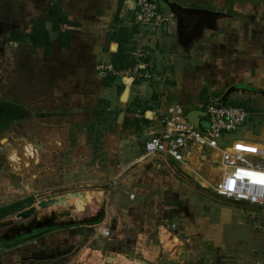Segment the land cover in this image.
Here are the masks:
<instances>
[{"label":"crops","instance_id":"obj_1","mask_svg":"<svg viewBox=\"0 0 264 264\" xmlns=\"http://www.w3.org/2000/svg\"><path fill=\"white\" fill-rule=\"evenodd\" d=\"M169 1L221 15L213 28H203L190 53L179 43L169 9L161 6L160 25L142 27L137 0H0V131L33 130L38 142L33 145L38 150L34 156L25 153L29 167L22 176L28 189L33 185L32 192L103 183L116 171L111 183L117 193H129L126 203H146L139 208L143 212L131 217L137 224H147L148 217L155 225L160 222L161 230L166 223L175 224L179 234H196L199 242L217 247L237 209L212 202L201 188L188 192L196 195L191 201L177 174L178 168L185 170L186 166L139 152L151 131H160L156 118L172 104H180L187 113L192 109L205 111L212 100L224 103L227 91L236 86L245 88L240 93L258 91L264 95V4L258 8L236 4L230 12V0ZM124 64L127 66L121 68ZM102 65L112 69H101ZM120 85H124L122 91ZM176 99L180 102H174ZM102 103L106 107L102 108ZM97 111L116 117L112 129L117 132L97 139L105 146V153L92 163L93 154L86 160L79 153L83 141H93L86 126V132L70 138L71 130L64 131L57 119L69 113ZM261 124V135L246 133L241 139L264 144V122ZM14 136L31 141L25 131ZM74 140L78 143L71 146ZM110 141L116 145L110 147ZM213 152L219 162L213 172H220L221 177V152ZM206 158L204 154L193 156L190 164L203 166L209 161ZM77 173H83L82 180L76 179ZM88 175L92 179H86ZM72 176L75 179L71 181ZM191 204L197 211L187 214ZM206 204L217 215L207 216ZM124 205L120 210L127 213ZM171 212L178 217L172 223L166 218ZM96 229V235L86 243L91 248H82L88 229L54 230L0 248V264H71L79 251L81 255L96 254L103 258L100 262L113 257L120 264H133L124 251L125 244L140 255L135 258L140 263L142 257L155 259L162 246H172L181 264H191L185 261L187 244L177 234L172 238H179L180 245L163 237L157 245L149 246L150 239L141 232L133 244L127 240L118 250L107 252L96 243L103 238L100 228ZM96 245L99 248H94Z\"/></svg>","mask_w":264,"mask_h":264},{"label":"rangeland","instance_id":"obj_2","mask_svg":"<svg viewBox=\"0 0 264 264\" xmlns=\"http://www.w3.org/2000/svg\"><path fill=\"white\" fill-rule=\"evenodd\" d=\"M159 4L161 8H167L163 0H159ZM186 51L189 52L190 50ZM242 89L245 88L236 86L232 93L228 94L224 104L241 105L247 109L249 114L246 122L242 126L224 135L223 141L225 145L229 144L228 140L241 139L246 133H252L256 136L262 134L261 123L264 122V95L260 94L258 91L252 93H240V90ZM174 102L180 101L176 99ZM102 104V108L106 107L105 103L103 105ZM57 121H59V126L63 127L64 131L65 129L68 130V128L71 130L69 134L70 138H75L77 135H80V132H86V126V130L90 133L91 140L93 141H83V144L80 146L79 153L83 158H86V160H89L91 154H93V158L91 160L92 163H96L97 160L101 159L103 153H105V146H103L100 141H97V139H100V137L104 134L107 135L109 133L117 132H114L112 129L114 126L113 124L116 122V117L111 115V113L109 114L107 111H101V113H99V111H97V113H69L67 116L57 119ZM202 125L207 126V119L205 117L202 119ZM114 128H116V126ZM24 131L27 135L26 137L28 138L29 136L31 141H22L19 136H17L19 137L18 139L15 138L14 134L19 135L22 132L24 133ZM142 135L143 131L138 133L139 137ZM8 136H10V138ZM4 138H7V140L3 142ZM36 143L38 142L35 140V135L32 129L29 130L24 128L23 131H13L12 129H9V131H0V207H7L18 203L15 209L17 210L16 212H19L44 199L82 191L84 193L86 192L85 200L76 197H74L75 199L72 198L69 200L68 205L71 203L76 205V209L72 210L73 217L75 219L82 220L89 219L93 215H98L100 211H103L104 220L99 224L90 225L91 227L89 228H87V223L67 228L78 232H81L83 229H88L86 237L82 238V241H84L82 242L83 246L80 245L79 247L82 246V248H84L87 246L88 248H91L86 245V243L88 238L96 235V227L101 228L108 226L113 231L112 239L109 240L104 237H100V240L96 242L101 248L104 247L107 252L118 250L120 248L119 245L125 244V241L127 240L133 244L136 237L141 232H145L148 239H150L148 244L149 246L157 245L158 239L163 237L169 241V237L172 238L175 234H177L181 238V242L187 244L188 249L185 248L187 251L185 261L190 262L191 264H264V205H241L243 203H238L234 200L219 196L216 192H214L213 186L220 177V172H216L215 170L213 172V168L215 169V167L219 164V162L214 160V150L204 148L201 151L206 153L209 160L203 166L199 164L197 167V164H194L193 166L190 164L185 167V170L178 168L180 173L177 174L179 175V178L183 180L182 184L185 183L183 189L187 193H193V190L196 192L198 188H201L206 192L205 194L203 193V195L212 202L218 203L221 207L229 206L237 209V214L232 216V218L234 217L233 220L229 221V224L225 226V230L223 231V242L220 246H217L219 248L207 244V242L204 241L199 242L195 238L196 234L186 236V234L183 233L179 234L176 229L167 231L163 228V230H161L159 227L161 223L156 222L155 225L153 224V221H149V217L146 219V222H148L147 224H137L135 221L136 219L132 220L131 217L136 216V214L140 211L139 208L145 207L146 203L145 201H137L135 204L126 203L127 201L125 200V196H128L129 193H117L118 191L113 188L114 186L111 183V177L113 174H116V171L103 183L90 185L73 184L66 187H58L44 193L32 192L33 185L30 186L31 190L28 189L26 186L27 182L22 179V176L26 173L25 169L29 167V162L25 157V153L28 152L29 155L34 156L35 151L38 150L35 149V146L33 145ZM77 143L78 142L75 140L70 141L71 146H75ZM115 145L116 141H110V147ZM142 152H145L144 147L139 154ZM155 163L157 164L158 161L155 160ZM211 168L212 170H210ZM191 169H194L192 170L194 173L191 172ZM82 174L77 173L76 179L82 180L83 177H80ZM85 178L89 180L92 179L89 175ZM70 179L72 181L75 177L72 176ZM70 179H67L66 181H69ZM31 181L33 180L31 179ZM34 189L36 190L37 188ZM192 193L185 194L191 197V201L196 198V195ZM170 200L174 202L173 198H170ZM123 205H127V213L121 212L120 208ZM63 208V206L55 207V209L58 210ZM208 208L210 207L206 204L207 216H210V213L212 216L217 215L216 210H209ZM196 211L197 209L196 207L193 208V204L186 209L187 214H191L193 212L195 213ZM16 212L6 216L4 220L14 219L15 221H20L15 217ZM141 212L143 211H140V213ZM166 218L169 219L170 223L178 220V217L174 216L172 212ZM211 218L213 219V217ZM68 219L69 218H65V220ZM166 225L167 223L165 226ZM172 239L173 244L180 245L179 239ZM187 239L188 241H185ZM133 240L134 242H132ZM124 247V251L128 254L127 257L129 259H133V264L140 263L135 259L140 255L138 253H134V248L128 246L127 244H125ZM94 248L99 247L96 245ZM151 250L153 251V249ZM81 252L82 251H79L77 254H74L72 259L77 256L80 257ZM89 252L90 251H88V253ZM89 254L86 252L82 254V256H86V258L81 259V261H84L81 263L98 264L101 260H103L101 257L98 258L96 254L91 253L93 256ZM118 262L119 261L116 263Z\"/></svg>","mask_w":264,"mask_h":264},{"label":"built area","instance_id":"obj_3","mask_svg":"<svg viewBox=\"0 0 264 264\" xmlns=\"http://www.w3.org/2000/svg\"><path fill=\"white\" fill-rule=\"evenodd\" d=\"M138 19L142 27L159 26L163 20L159 0H137ZM101 69L109 68L100 66ZM207 126L200 121L199 128L187 118L180 104H172L157 118L160 131L153 129L144 144L145 157H161L190 165L193 156L201 157L204 148L221 152L223 172L213 189L219 196L254 206L264 205V144L252 140L234 139L224 143V135L242 126L248 111L241 105H227L212 100L205 108ZM207 159V158H206ZM205 159V160H206ZM204 161V160H203ZM134 194L131 198H134ZM175 224H167L171 231ZM103 237L110 239L112 230L101 227ZM179 239V238H177Z\"/></svg>","mask_w":264,"mask_h":264},{"label":"water","instance_id":"obj_4","mask_svg":"<svg viewBox=\"0 0 264 264\" xmlns=\"http://www.w3.org/2000/svg\"><path fill=\"white\" fill-rule=\"evenodd\" d=\"M163 1L169 9L171 16L174 18L179 43L188 48V50L193 48V42L201 36L203 28H213L216 18L221 17L219 13L209 12L207 9L188 8L177 3H172L169 0ZM246 3L258 8L261 4H264V0H230V12L235 11L236 4ZM225 16L229 17L230 14H226ZM234 89H229L223 97V100ZM206 114L201 109H192L187 113V118L195 127L199 128L201 117H205ZM6 140L7 138H4L3 142ZM85 194L86 192L77 191L63 196L44 199L36 204H32L28 208L16 212L15 217L20 221H15L14 219L4 220L6 217L0 219V248L33 240L54 230L67 229L84 223L88 225L101 223L104 220L103 211H100L98 215H93L89 219L82 220L73 217L72 210L76 209V205L74 203L68 205L69 200L74 197H80L85 200ZM59 206H63L64 208L60 210L55 209V207ZM65 218L69 219L65 220ZM165 247H161L160 253L155 259L149 256L147 258L142 257V264H181L178 258H175L171 250L173 248ZM81 259H83L82 255L71 264H83L81 262L84 261H81ZM98 264L120 263H116L113 257H108Z\"/></svg>","mask_w":264,"mask_h":264},{"label":"trees","instance_id":"obj_5","mask_svg":"<svg viewBox=\"0 0 264 264\" xmlns=\"http://www.w3.org/2000/svg\"><path fill=\"white\" fill-rule=\"evenodd\" d=\"M129 65V64H128ZM127 65H122L121 68H125ZM116 68H119L117 65L115 66ZM114 77H111L113 79ZM120 91L123 90L124 85H120ZM18 203H15L13 205L7 206V207H0V219L10 215L11 213H15L17 210L15 209ZM13 209V210H12ZM43 236V235H42ZM41 237V236H40Z\"/></svg>","mask_w":264,"mask_h":264},{"label":"bare ground","instance_id":"obj_6","mask_svg":"<svg viewBox=\"0 0 264 264\" xmlns=\"http://www.w3.org/2000/svg\"><path fill=\"white\" fill-rule=\"evenodd\" d=\"M78 198H80V197H78ZM83 200V199H82Z\"/></svg>","mask_w":264,"mask_h":264}]
</instances>
